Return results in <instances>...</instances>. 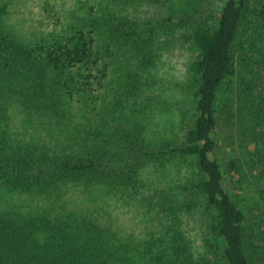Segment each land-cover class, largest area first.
<instances>
[{"label":"trees","instance_id":"trees-1","mask_svg":"<svg viewBox=\"0 0 264 264\" xmlns=\"http://www.w3.org/2000/svg\"><path fill=\"white\" fill-rule=\"evenodd\" d=\"M106 1L105 8L121 12L133 4L176 2ZM8 4L0 0V264H200L210 258L251 264L245 215L217 162V121L264 134V0H226L214 24L184 36L196 51L189 67L195 109L174 145L148 142L143 118L132 121L122 111L141 91L146 64H153L147 49L153 29L133 26L115 11L96 16L89 7L62 30L23 41L4 28ZM233 81L242 88L236 101L220 95ZM17 114L32 134L15 129ZM177 157L192 172L175 186L176 197L160 190L141 200L166 217L170 235L134 240L118 227L113 208L139 194L146 167L163 171ZM256 158L264 182V151ZM226 170L235 172L236 163L227 162ZM67 192L81 203L61 200ZM259 195L264 207V186ZM198 207L208 230L202 259L179 230L181 217ZM259 254L264 264V251Z\"/></svg>","mask_w":264,"mask_h":264},{"label":"rangeland","instance_id":"rangeland-1","mask_svg":"<svg viewBox=\"0 0 264 264\" xmlns=\"http://www.w3.org/2000/svg\"><path fill=\"white\" fill-rule=\"evenodd\" d=\"M225 1L176 0L174 4L141 3L124 6L123 12L114 10L118 17L128 20L133 26L153 29L151 45L147 48L153 51V64H146L149 67L141 74V91L125 103L122 109L125 115H130L132 121L140 122L139 119L143 118L142 123L146 125L145 139L148 142L174 145L181 140L183 131L193 120L195 101L193 75L189 67L195 59L196 51L191 43L184 40V36L189 35L196 27L214 24ZM8 2V13L3 20L4 28L23 41H37L51 32L62 30L75 16H86L89 7H92V14L96 13V16L114 12L112 8H105L106 0ZM177 3H182L185 7H180ZM185 17L189 19L186 20ZM149 35L147 33L143 37L147 38ZM239 89H242L241 86L233 81L232 84L222 86L220 95H229L236 101ZM99 93L101 94L97 91L93 94L96 97ZM142 113L144 116H140ZM15 116V129L25 133V136L32 134V129L21 126L19 115ZM125 125L127 124L122 122V126ZM248 132L240 124H229L219 119L216 157L223 172L226 191L245 215L244 238L248 259L251 264H261L259 252L264 251V207L259 199V192L264 182L259 181V167L254 162H257L256 154L264 151V134L253 135ZM231 160L236 163V171L233 173L226 170V164ZM155 169L149 166L143 170L139 194H129L130 199L126 196L123 198L125 201H119L111 209L120 230L134 240L155 241L164 233L170 235V223L166 217L157 215V209L141 200L160 190L176 197L179 190L175 186L185 184L192 172L189 164L181 157L171 160L163 171L155 172ZM237 171L238 176L235 175ZM180 193L183 194L181 190ZM61 200L69 205L81 203L75 192H67ZM31 203L38 204L37 210L43 207L42 202ZM179 230L195 258L208 257L204 245L208 231L207 219L200 207L181 217ZM208 261L199 263L217 264L212 258Z\"/></svg>","mask_w":264,"mask_h":264}]
</instances>
